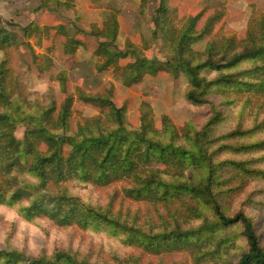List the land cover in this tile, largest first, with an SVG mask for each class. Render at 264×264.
Listing matches in <instances>:
<instances>
[{"label": "trees", "instance_id": "1", "mask_svg": "<svg viewBox=\"0 0 264 264\" xmlns=\"http://www.w3.org/2000/svg\"><path fill=\"white\" fill-rule=\"evenodd\" d=\"M73 2L41 0L50 13ZM106 14L103 29L71 27L54 15L51 26L36 21L21 33L43 43L45 65L58 51L78 62L77 50L88 53L91 45L90 56L106 61L103 70L116 63L136 80L183 76L186 101L207 107L208 116L188 122L182 135L171 119L158 128L145 111L131 121L110 87H78L102 117L74 128L66 89L60 107L24 93L21 84H45L47 67L36 64L35 81L12 47L20 35L0 17V264H100L81 243L103 235L140 254L125 264H160L174 253L183 254L182 264H264V16L245 38L231 35L200 51L194 46L208 38L213 20L199 12L177 29L167 0H159L143 39L126 42L129 50L115 61L109 48L121 45L120 26ZM172 42L165 60L162 49ZM13 73L15 81L8 79ZM49 181L60 188L52 191ZM15 217L44 235L39 248ZM234 248L240 250L232 260Z\"/></svg>", "mask_w": 264, "mask_h": 264}, {"label": "rangeland", "instance_id": "2", "mask_svg": "<svg viewBox=\"0 0 264 264\" xmlns=\"http://www.w3.org/2000/svg\"><path fill=\"white\" fill-rule=\"evenodd\" d=\"M73 3L71 9L63 8L59 12L50 13V8L45 7L41 0H0V17L4 19V28L16 32L21 38L18 45L12 47L18 48L25 64L32 67L35 81L39 82L38 79H41L38 78L36 64L44 66V70L47 67L45 84L35 83L34 87L29 84L20 86L31 100L42 106L52 103L58 106L61 103L62 90L66 89L68 92L66 95L73 99L74 128L84 124L88 119L102 117L98 109L81 100L77 94L78 87L97 92H105L110 87L117 105L128 108L127 118L131 121L138 119L141 112L145 111L155 122L156 127L162 128L163 121L169 118L182 135L186 132L188 122L199 125L206 120L209 113L207 107L186 101L184 96L187 84L183 76L174 78L169 75H145L141 80H136L130 78V70L125 64L119 68L116 63L110 67L107 65L108 70H103L101 65L106 61L98 59L94 54L90 56L91 45L88 53H86L88 48L77 50L78 56L81 57L78 62L67 59L58 51L45 65L43 43L36 36L24 37L21 28L34 25L36 21L41 23L39 24L41 28L45 25L51 26L55 15L71 27L73 22H76L80 28L95 24L103 29L105 21L107 24L106 12H111L119 22L122 43L118 47H110L109 51L113 59L118 61L120 54H125L129 50L126 42L136 43L143 39V30L147 22L154 18L159 6V0H147L146 3L143 0H75ZM167 4L171 8L177 29H181L199 12H204L205 19L213 20L208 38L194 46L200 51L206 50L209 45L214 48L221 47L231 35H235L237 39L245 38L247 31L255 27L261 16H264V0H167ZM173 48V42L166 45L160 56L165 60L168 59L174 53ZM71 51L72 49H69V52ZM5 52V47L0 44V56ZM8 79L15 81L17 77L13 73ZM57 115L58 111L55 113V116ZM33 139L37 142L36 136ZM48 188L56 191L60 188V184L49 181ZM15 220L32 235L30 246L39 248L44 235L31 224L21 222L18 217H15ZM260 232L264 244V225H260ZM81 248L88 257H92V262L100 264H125V260L134 263V260L136 261L140 256L131 248L118 246L114 240L105 235L82 238ZM234 250L240 249L230 250L227 257L232 260L237 257ZM185 255L190 260V257ZM182 259V253H174L162 259L160 264H182Z\"/></svg>", "mask_w": 264, "mask_h": 264}]
</instances>
